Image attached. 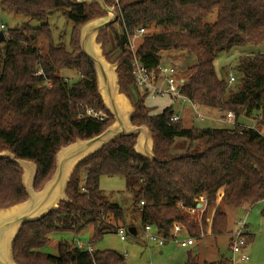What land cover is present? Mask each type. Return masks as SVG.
Wrapping results in <instances>:
<instances>
[{
	"label": "trees",
	"instance_id": "16d2710c",
	"mask_svg": "<svg viewBox=\"0 0 264 264\" xmlns=\"http://www.w3.org/2000/svg\"><path fill=\"white\" fill-rule=\"evenodd\" d=\"M105 1L117 5V0ZM118 5L122 14L118 28L109 25L98 40L108 59L105 46L111 42L116 50L113 61L119 62L121 90L136 108L132 121L153 131L155 157L138 154L137 135L132 134L82 160L68 183L70 201H61L43 218L22 226L13 243L18 264H128L116 249L94 248L91 253L73 239H59L56 254L44 250L56 233L80 234L92 227L93 245L112 229L130 227L123 207L102 197L103 175L139 179L130 215H139L143 227L152 225L167 241L174 237L176 222L189 236L201 239L211 215L212 234L225 233L224 204L242 207L264 199V133L244 125L186 127L181 117L170 121L176 113L174 105L154 112L145 103L147 93L136 84L133 55L126 49L128 34L146 28L137 47L146 67H158L167 51H183L185 58L195 55L196 62L182 73V92L202 107L223 114L232 111L237 120L243 115L264 125V52L240 55L233 66L238 75L231 84L215 69L218 53L264 42V0H118ZM0 7L29 18L4 30L6 38L0 41V150L36 162L34 186L39 190L54 173L61 146L78 137L91 138L114 120L97 91L93 62L81 51L79 41L81 26L105 12L98 3L72 0H0ZM213 12L215 21H207ZM56 14L72 22L68 43L62 34L55 38L49 18ZM31 20L40 25L33 26ZM73 69L79 72L76 80L61 75ZM89 108L101 112L104 119L89 115ZM22 173L15 160L0 157V207L27 198ZM202 196L206 206L198 217L189 208ZM232 262L222 256L201 264ZM187 264H199L197 256L188 253Z\"/></svg>",
	"mask_w": 264,
	"mask_h": 264
},
{
	"label": "rangeland",
	"instance_id": "374dc122",
	"mask_svg": "<svg viewBox=\"0 0 264 264\" xmlns=\"http://www.w3.org/2000/svg\"><path fill=\"white\" fill-rule=\"evenodd\" d=\"M215 19L216 12H213L208 16L207 21L214 22ZM28 20L29 18L25 15L15 14L9 9L0 7V23H4L6 25V28L4 29L5 31L8 28L18 27ZM49 20L52 25L55 26V38H58L59 35L62 34L63 41L68 43L72 30V22L68 21L64 16L59 14H56L53 17L51 16ZM31 24L33 26H38L40 25V22L37 20H31ZM115 28H117L116 22ZM140 40L141 37L137 40V42H140ZM105 51L109 54V60L113 62L116 56V50L113 48L111 42L105 46ZM260 52H264V42L257 45L248 44L245 46H237L229 52H220L215 58L216 72L221 78L226 80L229 77V71H232L237 77L238 74L233 69V66L237 63L239 56ZM162 62L164 64H174L182 71V73H185L186 68L196 62V58L195 55H190L188 58L186 56L185 58L184 52L179 50L167 51L163 53ZM61 75L73 81L79 77V72L75 69L64 70L61 72ZM145 103L151 107L154 112L162 110L168 103L173 104L174 109L181 113L183 112V107H185V111L190 108L186 104L181 105L179 100L174 102V100L169 96L152 97L148 93L145 95ZM204 108L205 107L200 106L199 111L206 115L205 119L197 117L192 109H190L189 112H184V115L186 116L185 122L187 121L186 126H195L200 128L233 127L232 124L216 119L218 118V114H209V111ZM222 117H225V114H223ZM238 120L241 125L246 127H256L264 133V125L257 124L254 118L242 115ZM185 122H183L184 125ZM181 142V140H177V143ZM182 144H185L184 141ZM139 186V179L134 176L103 175L101 177L100 193L102 197L120 204L126 214V223L130 226L136 225L139 233L132 234L128 231V233H126V239L122 240L115 229H112L107 232L102 239L94 242L93 246L96 249H116L126 256L128 264H187L188 253L197 256L199 264L205 260L217 261L222 256L233 258V253L229 246L230 229L234 226L237 227L241 221H245L247 225L245 227V231L252 233V239L246 246V253L249 256V260L247 262L235 260L232 264H264V199L254 204H245L246 206L244 205L242 207H233L231 205L224 204L223 209L228 215V229L225 233L216 235L212 234L211 215L208 218L207 231L204 232L201 239H195V244H191L186 247L181 246L178 242L189 237L186 233H181L177 236L176 240H169L160 247L151 243L146 238L144 231L142 230L143 226L139 215H136L135 217H131L130 215L134 202V196ZM200 213L201 211H196V214H199L198 217H200ZM91 234L92 227L86 228L80 234H53L51 236V241L44 248V250L49 253L56 254V246L59 239L71 240L75 238L80 239L83 242H88L90 241Z\"/></svg>",
	"mask_w": 264,
	"mask_h": 264
},
{
	"label": "water",
	"instance_id": "95a60500",
	"mask_svg": "<svg viewBox=\"0 0 264 264\" xmlns=\"http://www.w3.org/2000/svg\"><path fill=\"white\" fill-rule=\"evenodd\" d=\"M76 3H98L104 15L87 20L80 28L81 51L93 62L97 91L114 120L101 133L91 138H76L63 145L56 155V168L50 179L39 190L34 183L38 171L35 161L17 158L9 149L0 150V157H10L23 170L22 182L27 198L7 207H0V264H18L14 258L13 243L22 226L37 221L51 210L59 207L61 201H70L67 195L68 183L76 166L88 156L102 149L106 144L123 135L136 134L134 149L138 154L154 158V134L147 124H135L132 115L136 108L132 99L121 90L118 61H110L104 53L103 42L98 40L101 30L118 20L116 4L105 0H72ZM0 31V41L5 40ZM128 231L135 233V227Z\"/></svg>",
	"mask_w": 264,
	"mask_h": 264
},
{
	"label": "built area",
	"instance_id": "2783aa9c",
	"mask_svg": "<svg viewBox=\"0 0 264 264\" xmlns=\"http://www.w3.org/2000/svg\"><path fill=\"white\" fill-rule=\"evenodd\" d=\"M118 5V0H117ZM118 9V20L121 18L122 14L120 12L119 5L117 6ZM117 22V28L119 26ZM6 28V25L4 23H0V31H4ZM146 32V28L142 27L139 28L135 33L128 34V44L126 49L132 53L133 59L131 62L132 66V73L135 78L136 84L140 91L146 92L150 94L152 97L157 96H169L175 101L181 102L182 104L186 103L188 104L192 110L194 111V114L199 117L200 119H205L206 115H204L201 111H199L200 105L189 98L187 95H185L182 92L183 85L185 83V77L182 76V71L174 64H159L156 68H148L146 67L143 62L140 60V58L137 56V47L138 43L137 40ZM236 80V76L233 74L232 71H229V77H228V83L231 84ZM87 113L89 115L95 116L99 118L100 120L104 119V116L101 112L94 110L93 108H89L87 110ZM209 117V116H208ZM180 118V115L177 113H174L170 121H175ZM223 121L232 124L233 126L241 125L238 120L235 117V114L232 111H228L225 114V117L222 118ZM85 190V188H82ZM143 204V202H142ZM206 206V198L204 196L197 199V204L193 208H189V211L195 212L199 210H203ZM245 221H241L237 227L232 232L231 241H230V249L233 253L232 261L235 260H247L248 254L245 252L246 246L248 244V232L245 231L246 227ZM184 228V225H182L179 222H176L173 227V239H177V233L181 229ZM144 234L148 241L150 242H156L160 245H163L166 243L167 239L160 234L152 225L146 224L143 227ZM117 233L119 234L120 238L122 240L126 239V233L127 230L124 226H119L117 228ZM76 245L80 248H83L89 252H93V245L88 242H83L80 239H75ZM178 241V240H177ZM195 242V237L189 236L186 239L180 240L178 243L181 246H187L190 244H193ZM237 257V258H235Z\"/></svg>",
	"mask_w": 264,
	"mask_h": 264
},
{
	"label": "crops",
	"instance_id": "0c3cea01",
	"mask_svg": "<svg viewBox=\"0 0 264 264\" xmlns=\"http://www.w3.org/2000/svg\"><path fill=\"white\" fill-rule=\"evenodd\" d=\"M172 101V100H171ZM173 102V101H172ZM180 103V102H179ZM181 105H183L182 103H180ZM184 104H186V103H184ZM169 105H173V104H167V106H169ZM186 105H188V104H186ZM189 106V105H188ZM166 107V106H165ZM190 107V106H189ZM190 109H192L191 107L189 108V110ZM205 110H207V111H209V114H218L217 115V117L218 118H216V119H218V120H223L222 118H224V117H222L223 116V112L222 111H220V110H217V109H211V108H204ZM189 110H186V111H188L189 112ZM161 111V110H160ZM160 111H158V112H160ZM175 111H176V113L177 114H179L180 115V117L182 118V119H184L183 120V122H185V118H186V116L184 115V112H186L185 111V107H183V112L181 113V112H178L176 109H175ZM181 114H182V116H181ZM220 117V118H219ZM239 121V120H238ZM187 122V121H186ZM186 122H185V126H186ZM186 127H189V126H186ZM246 206V205H245ZM135 227V233L134 234H138L139 233V230H138V228H137V226L135 225L134 226ZM236 228V226H234L233 228H231L230 229V236H229V246H230V241H231V236H232V232L234 231V229ZM142 230H143V227H142ZM181 233H186L187 235H188V233H187V231H186V229L185 228H183V229H181L180 231H178V233H177V236L179 235V234H181ZM249 238H250V241H251V239H252V233H250L249 232ZM167 242V241H166ZM151 243H154V244H156V245H158V246H163V245H160V244H158V243H156V242H151ZM249 243V242H248ZM193 244H195V243H193ZM191 245V244H190ZM188 246V245H187ZM94 247V246H93ZM186 247V246H185ZM95 248V247H94ZM231 250V249H230ZM245 252H246V249H245ZM221 258V257H220ZM229 259H232V258H229ZM219 260V259H218ZM249 260V256H248V259L247 260H238V261H244V262H247ZM205 261H215V260H205ZM205 261H203V262H205ZM202 262V263H203Z\"/></svg>",
	"mask_w": 264,
	"mask_h": 264
}]
</instances>
